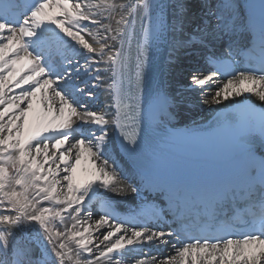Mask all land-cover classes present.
<instances>
[{"label":"snow or ice","instance_id":"6c2138e0","mask_svg":"<svg viewBox=\"0 0 264 264\" xmlns=\"http://www.w3.org/2000/svg\"><path fill=\"white\" fill-rule=\"evenodd\" d=\"M93 7L111 13L117 6L106 0L95 5L0 0V208L7 210L0 213V264H111L133 246L167 244L173 236L179 240L173 227L226 235L189 239L175 255L158 262L153 257L152 264H264V115L258 124L244 121L234 132L245 166L243 179L222 163L169 170L141 137L154 125L175 119L173 109L186 102L181 92L170 94L158 86L145 112V91L164 49L167 75H187V90L202 94L226 72V61L247 55L249 67L227 73L226 82L203 102L221 105L248 94L264 103V0H198V14L192 15L187 0H139L131 5L130 18L121 14L116 21L124 26L116 29L117 35L106 37L120 42L108 53L107 43L97 48L85 38L86 22L101 24ZM103 27L110 31V26ZM49 28L69 52L60 64L46 59L41 49ZM244 32L249 40L242 45L238 34ZM189 60H203L211 70L206 75V69L186 65ZM101 63L108 67L101 69ZM109 70L113 102L98 112L89 105L95 98L89 86L98 87L101 72ZM249 111L241 109L242 114ZM257 127L260 145L250 139ZM109 146L142 162V179L159 189L175 219L167 233L147 225L125 227L106 200L95 224L97 230L108 226L103 235L107 246L101 250L97 245L95 259L82 260L83 253L93 255L92 226L81 221V213L91 215L88 201L127 190L122 181L129 178L110 160ZM130 186L133 193L141 190ZM164 212L154 208L152 214L159 221ZM65 213L75 223L60 231L56 222L65 224ZM232 216L243 217V223H233ZM81 225L87 226L81 230ZM236 227L246 231L236 236L231 231Z\"/></svg>","mask_w":264,"mask_h":264},{"label":"bare ground","instance_id":"6f19581e","mask_svg":"<svg viewBox=\"0 0 264 264\" xmlns=\"http://www.w3.org/2000/svg\"><path fill=\"white\" fill-rule=\"evenodd\" d=\"M73 2H80L82 4H93L99 2V0H73ZM107 3H111L116 5V10L114 12L109 13L105 9H97L93 7L91 9L92 12H99L100 15L96 16L95 18L101 21V24L93 25L90 22L87 23V29L85 31V38L89 41V43L93 44L94 47H99L100 43H107L110 47L106 49V53L108 52H115L118 39L112 40V39H106V37L109 36H115L117 35L116 29L118 27L123 28V25H117L116 21L120 19L121 14L125 15L126 17L130 16L131 12V5L139 3V0H106ZM187 3L189 5L190 9V15L192 14H198V4L194 3V0H187ZM120 5H128L129 7L121 10L119 7ZM110 26V31L106 32L104 30L103 26ZM54 29L49 28L46 30V32L52 31ZM88 32H91L95 35V39H93V35H89ZM99 42V43H98ZM181 55H183L181 53ZM187 62V61H186ZM188 65V64H186ZM189 65H191L189 63ZM194 65V63L192 64ZM197 65V64H196ZM192 66L199 68V63L197 66ZM105 67H108V65H105L103 63L100 64V68L103 69ZM165 79H166V91H168L170 94H175L176 92H181L185 98V103L182 104L177 111L179 112V115L183 114V121L185 123L190 124H199L205 122L215 111L219 109H224L227 107H230L234 104H238L243 101H251L257 105L264 106V103H261L258 101L257 97L254 95H248L246 94L243 98H236L232 102H222L221 105H207L203 101L207 98L210 99L212 95H214L216 89L218 86H222L225 81H216L214 80L211 84L207 85L204 89L203 94L197 90V91H188L187 85L185 84V81L188 79L187 75H176L174 77H171L167 75L165 72ZM208 74V73H207ZM206 74V75H207ZM101 76L103 78V81L100 83V85L96 88H91L89 86V90L93 91L95 93V98L91 101H89V105L94 110L100 112L106 110L108 108V89H109V80H110V70L107 72L102 71ZM124 175H126L129 179L122 181V183L125 184L127 190L125 192L119 193L118 195H114L112 193H105L103 195H95L93 196L92 200L88 201V205L86 207L91 208V215L87 211L81 213V221H87L89 224H91V233H92V241L93 243L90 245V247L93 248V255L89 256L87 253H83L81 256V259H95V256L98 255V252L96 251V246L100 245L101 250H103L104 247L107 246L106 242H103V235L106 234L108 230V226L105 225L103 228L96 229V220L99 219L100 214L96 212L95 209H93L94 201L96 199H109L111 202H113L116 206L121 207L122 205L126 203H132L135 201V197L132 196V191L130 187L128 186L127 182L131 181V177L127 175L126 172H123ZM45 206H48L45 204ZM2 210L3 214H7V210L0 208ZM65 215V224H60L59 221H57V228L60 231L65 230V226L71 227L75 222L71 217H69L66 213ZM83 226L87 225H81L80 229L82 230ZM73 248V257L75 259V244L73 243L71 245ZM164 248V249H163ZM147 250L155 251L154 253L150 254L147 252ZM159 252H156V251ZM176 250L171 248L169 245L154 241L151 244H144L143 247L140 246H133L127 251H125L122 255H120L118 258H114L111 261V264H140L141 261L144 262V264H152L153 257L156 258V261H160L164 259L165 257H170L172 255H175ZM69 264H74L73 262H69ZM101 264H109L108 261H102Z\"/></svg>","mask_w":264,"mask_h":264},{"label":"rangeland","instance_id":"374dc122","mask_svg":"<svg viewBox=\"0 0 264 264\" xmlns=\"http://www.w3.org/2000/svg\"><path fill=\"white\" fill-rule=\"evenodd\" d=\"M189 62V61H188ZM0 212H3L2 210H0Z\"/></svg>","mask_w":264,"mask_h":264}]
</instances>
